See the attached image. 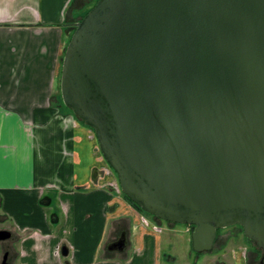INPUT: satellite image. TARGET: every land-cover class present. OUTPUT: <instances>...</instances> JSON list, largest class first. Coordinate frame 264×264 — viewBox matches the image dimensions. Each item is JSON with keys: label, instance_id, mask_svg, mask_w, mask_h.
<instances>
[{"label": "water", "instance_id": "1", "mask_svg": "<svg viewBox=\"0 0 264 264\" xmlns=\"http://www.w3.org/2000/svg\"><path fill=\"white\" fill-rule=\"evenodd\" d=\"M60 95L121 191L191 226L194 251L235 224L264 248V0H96L66 44Z\"/></svg>", "mask_w": 264, "mask_h": 264}, {"label": "crops", "instance_id": "2", "mask_svg": "<svg viewBox=\"0 0 264 264\" xmlns=\"http://www.w3.org/2000/svg\"><path fill=\"white\" fill-rule=\"evenodd\" d=\"M75 9L0 0V264H158L161 233L107 184L96 136L53 92Z\"/></svg>", "mask_w": 264, "mask_h": 264}, {"label": "rangeland", "instance_id": "3", "mask_svg": "<svg viewBox=\"0 0 264 264\" xmlns=\"http://www.w3.org/2000/svg\"><path fill=\"white\" fill-rule=\"evenodd\" d=\"M95 1L96 0H72V3L73 6L75 5L76 7V13L81 11L83 16L86 11L94 5ZM65 46L61 48V52L59 54L52 86L54 94L58 95L62 104L63 102L60 95V74ZM66 108L71 110L67 106ZM109 169V165H106V167L104 166L102 170H104L103 173L107 178V184L114 189L113 186L116 184L113 181V174ZM136 212L142 214L138 210ZM142 215L146 217V215ZM149 218L151 217H146L147 221ZM140 222L142 225L147 226L143 223V221L140 220ZM158 222L162 228L161 231L154 230L153 225L148 224L153 231L161 233L158 264H234L232 255L234 254L233 247L236 246H241V254L247 256V264H262L260 262V260H263L261 257L262 252H259L256 247L254 248V244L245 237L240 225L222 228L218 232V237L216 238L213 247L208 251L197 253L192 249L189 230H186L187 232H183L185 227L188 226L181 223L170 224V222L165 220H160ZM169 243L172 244V247L169 246ZM246 249H249V251L247 250L246 252ZM168 254L172 255L174 261H169L168 258L164 257ZM236 264H242V262L240 263V261H237Z\"/></svg>", "mask_w": 264, "mask_h": 264}, {"label": "flooded vegetation", "instance_id": "4", "mask_svg": "<svg viewBox=\"0 0 264 264\" xmlns=\"http://www.w3.org/2000/svg\"><path fill=\"white\" fill-rule=\"evenodd\" d=\"M156 220H160V219H158V218H156ZM173 223V222H172ZM172 223H170V224H172ZM235 225H238V224H235ZM231 226H234V225H231ZM188 227H189V229L188 230H190V227L191 226H189L188 225ZM228 227H230V226H228ZM225 228H227V227H225ZM122 232H124V231H122ZM121 232V233H122ZM121 233L119 234V236L117 237V239L121 236ZM189 233H190V231H189ZM218 237V233H217V236H216V238ZM116 240V239H115ZM216 240V239H215ZM249 240V239H248ZM250 242H252L253 244H254V248L256 247V249H258L259 250V252H262L261 253V257L263 258V260H260V262L263 264V262H264V248H261V247H257L256 245H255V243H254V241H252V240H249ZM214 243H215V241H214ZM214 245V244H213ZM247 250L249 251V249H246V252H247ZM233 251H234V254L232 255V258H233V262H234V264H236V262L237 261H240V263L242 262V264H247V262H248V260H247V256L246 255H243V254H241V246H236V247H233ZM238 251H239V254H238Z\"/></svg>", "mask_w": 264, "mask_h": 264}, {"label": "trees", "instance_id": "5", "mask_svg": "<svg viewBox=\"0 0 264 264\" xmlns=\"http://www.w3.org/2000/svg\"><path fill=\"white\" fill-rule=\"evenodd\" d=\"M96 2V1H95ZM66 107V106H65ZM122 196L124 197V199L132 205V207L136 210H138L140 213L146 215V216H149V217H153L151 216L149 213L145 212L139 205H137L136 203H134L131 199H129L123 192H122ZM155 220L156 218L153 217ZM158 221V220H157ZM221 229H218L217 230V233L220 231ZM198 253V252H197Z\"/></svg>", "mask_w": 264, "mask_h": 264}, {"label": "built area", "instance_id": "6", "mask_svg": "<svg viewBox=\"0 0 264 264\" xmlns=\"http://www.w3.org/2000/svg\"><path fill=\"white\" fill-rule=\"evenodd\" d=\"M113 181H114L115 184H116L115 186H113L114 189H115L116 191H119V187H118L117 182H116L115 180H113ZM141 221H143V223H145L147 226H148V224H150V223L147 221V219H145V218H143V217H141ZM153 229L156 230V231H161V228L158 227V226H156V225H153Z\"/></svg>", "mask_w": 264, "mask_h": 264}]
</instances>
